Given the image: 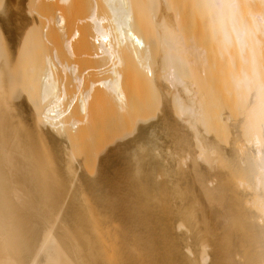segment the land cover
<instances>
[{
  "label": "bare ground",
  "instance_id": "obj_1",
  "mask_svg": "<svg viewBox=\"0 0 264 264\" xmlns=\"http://www.w3.org/2000/svg\"><path fill=\"white\" fill-rule=\"evenodd\" d=\"M202 2L0 0V264H264V0Z\"/></svg>",
  "mask_w": 264,
  "mask_h": 264
},
{
  "label": "clouds",
  "instance_id": "obj_2",
  "mask_svg": "<svg viewBox=\"0 0 264 264\" xmlns=\"http://www.w3.org/2000/svg\"><path fill=\"white\" fill-rule=\"evenodd\" d=\"M204 14L208 15L215 26L225 34L229 30L240 31V9L236 0H203L200 5ZM264 23L260 18H253V27L259 28Z\"/></svg>",
  "mask_w": 264,
  "mask_h": 264
},
{
  "label": "rangeland",
  "instance_id": "obj_3",
  "mask_svg": "<svg viewBox=\"0 0 264 264\" xmlns=\"http://www.w3.org/2000/svg\"><path fill=\"white\" fill-rule=\"evenodd\" d=\"M0 4H2V3H0ZM0 7H1V6H0ZM27 60H30V57H29V56L27 57L26 61H27ZM27 62H28V61H27ZM27 78H28V79H27ZM27 78H26V79H27L26 83L29 82V81L31 80V79H30L31 76L27 75ZM31 91H32V92H31ZM24 92H25V95L28 94L27 96H31L33 99L36 98V96L34 95V91H33V90H30L31 93H30L29 91H28V92H27V91H24ZM32 93H33V94H32ZM14 99H15V98H13L12 101H14ZM11 113H12V112H11ZM122 133H125V132H122ZM122 133H120V134H122ZM120 134H117V135H119V136L116 135L115 137H111L110 140L115 139V140H114L115 142H118V140H117L118 138H119V140H123V137H124L125 135L123 136V135H120ZM127 134H128V133H126V135H127ZM128 135H129V134H128ZM128 135H127V137H128ZM113 136H114V135H113ZM120 136H121V138H120ZM122 136H123V137H122ZM125 137H126V136H125ZM127 137H126V138H127ZM107 141H108V143H107V144H104V146H103L102 143L100 144V145L105 149L104 151H106V150L108 149V147L105 148V145H106V146L108 145L109 147H111L110 143H111V144L113 143L112 141H111V142H110L109 140H107ZM107 141H106V142H107ZM86 143H87V145H85V143H84V144L81 143V144H79V145L77 146V149L79 150V149H80L79 146H83V145H85V150H84L83 147H82L83 149H81V150H84V151L87 153V154H86V153L84 154V151H82L83 154H84V156H85V155L87 156V155L89 154V156H87V157L90 158V154H91L92 152H93L92 154H94V151H95V150H96V151H95V154H96V152L99 151V150H100V151L98 152V154L101 152V150H102L101 153L104 152L103 149H100V147H97V146L94 147V146H95L94 144H92V145H94L93 147L95 148L94 151H93V149H92V152H89V151H91L90 147L92 148V145H91V142H86ZM88 144L91 145V146L89 147ZM113 144H114V143H113ZM96 145H98V144H96ZM98 146H99V145H98ZM96 148H97V149H96ZM98 148H99V149H98ZM77 149H76V152L78 151ZM76 152H75V155H76ZM78 152H79V153H77L78 155H79V154H82V152H80V151H78ZM75 155H74V156H75ZM78 155H77V157H78ZM82 156H83V155H80L78 158H82ZM84 156H83V157H84ZM95 156H97V155H95ZM75 157H76V156H75Z\"/></svg>",
  "mask_w": 264,
  "mask_h": 264
}]
</instances>
